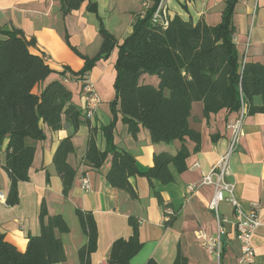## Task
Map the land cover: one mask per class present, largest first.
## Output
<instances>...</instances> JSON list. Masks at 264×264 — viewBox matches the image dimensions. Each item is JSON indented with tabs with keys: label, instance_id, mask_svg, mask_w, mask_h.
<instances>
[{
	"label": "crops",
	"instance_id": "0c3cea01",
	"mask_svg": "<svg viewBox=\"0 0 264 264\" xmlns=\"http://www.w3.org/2000/svg\"><path fill=\"white\" fill-rule=\"evenodd\" d=\"M96 3L98 16L105 29L118 44L130 33L134 15L143 14L152 5V0H89ZM226 0H165L164 8L169 19L179 16L183 20H203L208 26H216L221 21ZM87 2L79 10L63 17L59 0H0V28L12 27L21 30L27 37H33L36 46L31 51L44 55L49 68L54 71L44 83L60 81L72 94V103L84 112L82 81L75 80L68 73L61 77L59 72L68 67L78 72L83 61L68 47L71 46L85 57H94L100 48L101 38L94 14L86 11ZM234 27L233 42L238 62L259 63L264 68V0H237L232 15ZM117 59L115 48L107 60L96 62L85 80L90 82L100 99V105L90 126L100 128L112 119L109 104L115 98L114 65ZM140 85H158L154 76L142 75ZM253 103L261 105L260 98ZM234 112L220 110L204 116L203 104L191 105L188 126L200 134V145L194 151L195 143L186 139L183 145L189 151L187 169L175 175L174 183L157 187L167 211L175 214L170 227L165 226L168 212L159 206L152 196L145 178H129L138 198L108 185L105 175L110 167L111 156L100 169L84 163V155L89 134V126L81 123L76 131L71 124L64 123L61 130L51 133L44 129L45 139H26L25 145L34 149L32 165L28 171L29 180L19 183V202L13 207L5 204L10 182L6 172L0 167V192L4 202L0 204V232L5 240L18 251L26 248L27 235L36 236L40 232L38 213L44 202L49 216L60 215L69 231L57 236L61 239L65 261L60 264H79L78 250L87 238L80 229L75 209L91 211L97 227V249L90 256V264H107L112 243L119 238H128L131 229L127 219L133 216L139 221V240L142 249L131 260V264H145L153 260L157 264H172L177 249L186 258V264H238L239 245L232 225L233 210L227 203L220 205V213L229 220L224 224L225 234L213 251L204 249L198 234L205 232L216 237V223L208 210L213 189L204 187L193 194L186 193V186L196 184L202 174H207L225 152L229 134L226 124L234 117ZM70 137L74 152L67 156V163L76 171L72 186L66 197L62 196V185L52 163L54 152L60 141ZM97 147L104 150L105 141L101 132L95 135ZM114 145L130 154L139 171L145 172L152 165L155 154L175 155L182 143L153 144L149 133L140 127L136 137H132L127 127L121 123V115L113 134ZM5 144L0 147V164L5 160ZM198 167H193L194 164ZM231 176L227 180L234 183V195L243 211L250 204H258L260 226L253 238L255 264H264V113L248 115L242 127V135L237 150L230 158ZM86 177L90 189H81V180ZM221 253V254H220ZM221 255V258H220Z\"/></svg>",
	"mask_w": 264,
	"mask_h": 264
},
{
	"label": "trees",
	"instance_id": "16d2710c",
	"mask_svg": "<svg viewBox=\"0 0 264 264\" xmlns=\"http://www.w3.org/2000/svg\"><path fill=\"white\" fill-rule=\"evenodd\" d=\"M237 0H226L221 21L208 26L203 20L192 22L179 16L168 19L162 26L153 22L152 16L160 0L143 14L134 15L130 33L118 44L98 16L97 4L89 0H59L62 16L77 11L87 2L86 11L94 14L98 25L101 45L98 53L88 58L66 42L70 50L83 61L78 72L64 67L59 75L66 73L77 81L84 80L96 62L107 60L117 49L114 65L115 98L109 104L112 119L109 124L94 128L89 120H83L82 112L72 103L71 92L60 82L44 83L52 71L47 58L34 54L33 37L11 26L0 28V147L5 144V160L0 167L6 172L10 186L5 204L13 207L19 202V183L29 180L34 149L25 145L26 139L42 141L44 129L56 133L68 122L76 131L81 123L89 126L84 163L100 169L111 156L110 167L105 175L108 185L126 192L132 200L138 198L129 178L141 177L148 182L152 196L164 210L157 187H166L175 181V175L186 171L189 151L183 142L188 139L199 149L200 134L190 129L188 118L194 102L203 104L204 116L220 110L236 112L241 101L247 105L248 115L264 113V68L259 63L238 62L233 42L232 15ZM142 75L154 76L158 85H140ZM260 98L261 105L253 103ZM132 137L139 128L146 129L153 144L182 143L175 155L155 154L151 167L141 172L134 158L118 149L113 142L117 115ZM101 132L105 148L97 147L95 135ZM74 152L71 138L60 141L52 163L66 197L76 171L67 163V156ZM167 211V210H166ZM75 216L86 244L78 250L79 264H90V256L97 249V227L91 211L75 209ZM166 227L175 220V214H166ZM38 221L40 232L27 235L26 248L18 251L8 243L0 232V264H60L65 261L61 239L57 236L69 231L60 215L49 216L44 202L41 203ZM127 224L131 235L115 240L110 249L107 264H131L142 249L139 240V221L130 216ZM221 254V253H220ZM221 258V255H220ZM187 260L177 249L172 264H186ZM145 264H157L148 260Z\"/></svg>",
	"mask_w": 264,
	"mask_h": 264
},
{
	"label": "built area",
	"instance_id": "2783aa9c",
	"mask_svg": "<svg viewBox=\"0 0 264 264\" xmlns=\"http://www.w3.org/2000/svg\"><path fill=\"white\" fill-rule=\"evenodd\" d=\"M165 0H160L153 16V22H157L162 26H166L168 15L164 8ZM245 60L242 61L244 63ZM86 78V76H85ZM82 80V99L84 101L83 120H93L96 111L100 105V99L93 89L90 82ZM234 117L226 124V130L229 134L228 145L225 152L219 157L216 164L207 174H202L200 180L196 184L186 186V193L193 194L201 188L211 187L213 194L208 204V210L213 214L216 223V237H209L205 232L198 234L200 245L209 251H213L220 243V238L225 234L224 224H228L229 220L220 213V205L227 203L233 210L232 225L235 229V238L239 245L238 264H255V253L252 247V238L260 226L258 218V204H250L248 211H243L234 195L235 185L227 180L231 176L230 158L237 150L240 137L242 135V127L246 117L248 116L247 105L241 101L239 109L234 112ZM193 167H198L194 164ZM81 189L87 192L89 181L86 177L81 180ZM4 196L0 192V204L4 202ZM169 214L171 211H167Z\"/></svg>",
	"mask_w": 264,
	"mask_h": 264
}]
</instances>
